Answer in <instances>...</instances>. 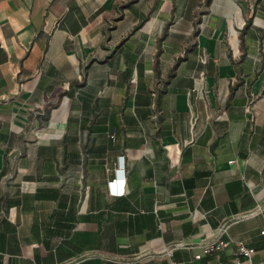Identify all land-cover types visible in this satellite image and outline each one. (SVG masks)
Here are the masks:
<instances>
[{
  "label": "crops",
  "instance_id": "obj_1",
  "mask_svg": "<svg viewBox=\"0 0 264 264\" xmlns=\"http://www.w3.org/2000/svg\"><path fill=\"white\" fill-rule=\"evenodd\" d=\"M222 224L264 261V0H0V264H231Z\"/></svg>",
  "mask_w": 264,
  "mask_h": 264
},
{
  "label": "built area",
  "instance_id": "obj_2",
  "mask_svg": "<svg viewBox=\"0 0 264 264\" xmlns=\"http://www.w3.org/2000/svg\"><path fill=\"white\" fill-rule=\"evenodd\" d=\"M122 175H123L122 172H118L117 173L118 178L115 177L109 182L113 195L120 196L125 193L124 178ZM113 187H115L114 190ZM227 228H228L227 224H222L217 228L216 238L210 242L205 243L202 246L203 254H209L211 252L221 251L227 248L231 243H234L237 246L236 256L231 264H264V261L253 262L251 260V257L254 253V250L252 248L245 247L242 243L234 242L229 238H223V236L227 234ZM261 234L264 235V231H262ZM171 252L172 250H168L169 255H171ZM200 257L201 255H197L195 258L199 259Z\"/></svg>",
  "mask_w": 264,
  "mask_h": 264
},
{
  "label": "rangeland",
  "instance_id": "obj_3",
  "mask_svg": "<svg viewBox=\"0 0 264 264\" xmlns=\"http://www.w3.org/2000/svg\"><path fill=\"white\" fill-rule=\"evenodd\" d=\"M161 85H162V83H158V85H157V86L161 87Z\"/></svg>",
  "mask_w": 264,
  "mask_h": 264
},
{
  "label": "trees",
  "instance_id": "obj_4",
  "mask_svg": "<svg viewBox=\"0 0 264 264\" xmlns=\"http://www.w3.org/2000/svg\"><path fill=\"white\" fill-rule=\"evenodd\" d=\"M159 53V48L157 49V53H156V55Z\"/></svg>",
  "mask_w": 264,
  "mask_h": 264
}]
</instances>
